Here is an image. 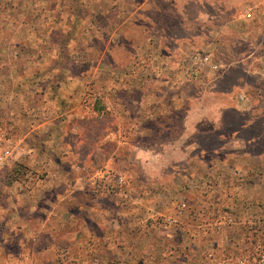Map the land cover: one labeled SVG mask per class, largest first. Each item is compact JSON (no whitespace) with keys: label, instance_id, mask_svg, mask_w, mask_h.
<instances>
[{"label":"crops","instance_id":"obj_1","mask_svg":"<svg viewBox=\"0 0 264 264\" xmlns=\"http://www.w3.org/2000/svg\"><path fill=\"white\" fill-rule=\"evenodd\" d=\"M1 43L0 264H217L264 237V0H10ZM196 49L218 67L192 77Z\"/></svg>","mask_w":264,"mask_h":264},{"label":"built area","instance_id":"obj_2","mask_svg":"<svg viewBox=\"0 0 264 264\" xmlns=\"http://www.w3.org/2000/svg\"><path fill=\"white\" fill-rule=\"evenodd\" d=\"M245 14L249 17L252 16V8L245 11ZM194 62L199 67L211 66L217 68L218 65L213 61L211 54L207 52L194 53L192 56ZM17 143L14 139L9 138L3 133H0V175L1 173L11 167L16 153ZM119 183H122V178L118 177ZM187 209V204L182 203L176 210V216L162 218L164 223L177 224L179 217ZM236 223V218L233 213L229 211L222 212L217 217L216 226L218 228H224L232 226ZM217 264H264V237L259 238L256 242L252 243L251 247L244 249L242 252L226 255L221 259L218 258Z\"/></svg>","mask_w":264,"mask_h":264},{"label":"rangeland","instance_id":"obj_3","mask_svg":"<svg viewBox=\"0 0 264 264\" xmlns=\"http://www.w3.org/2000/svg\"><path fill=\"white\" fill-rule=\"evenodd\" d=\"M0 3H1V6L3 8H7L10 5V0H0ZM12 49H13V46H10V44H8V43H1L0 44V52L2 53L1 55L2 56H6V58H3L2 57L0 59V84L3 83V80H8L10 78V75L12 74V71L10 70V55H9L10 52L12 51ZM4 51H5V54L3 55V52ZM196 52L202 53V49H196V50H194L193 54L196 53ZM190 55L187 57L188 59H189V57L192 56V55L191 56ZM191 62H192L191 67L188 64V68H189V72L188 73L189 74H192V77H194V76H196V71L199 69V66H198V64H196L194 62V60H193L192 57H191ZM1 70L4 71V72L2 73ZM239 70H240V68L238 67V68H235V71H232L230 73V75L228 76L229 77V80H228L229 82L236 78L237 74H239V72H240ZM1 74H3L4 76L7 75L6 79H3L2 76H1ZM196 81H198V79L196 80V78H194V79H192L189 82L195 83ZM199 92L201 93L200 90H199ZM251 93H252V95L257 96L256 98L258 100L259 99L264 100V91L263 90L256 89V90H254ZM1 94H2V92H1ZM246 95L248 96V95H250V93L249 92H246ZM221 97L223 98L224 96H221ZM5 109L7 110V108H1V106H0V112H3V114H5L4 113ZM259 111H261V114L264 115V107H262L261 109H259ZM1 115H2V113H1ZM4 122H6L5 124H7V123L8 124H7V126L5 128L4 127L3 128L1 127L2 129H0V133L5 134L9 138L15 139V137H16L15 135L17 133V131L15 129V126H11L12 123H11V120L9 118H7V121H3V123ZM8 125H10L11 127H9ZM229 126H230V124H229ZM231 127H232V125H231ZM228 129H230V128H228ZM203 141H204V143L208 147H214V146L218 145V141L215 138L204 139ZM11 163H12L11 167L9 166L8 168H6L1 173L0 178H4V179L7 178V180L8 179L10 180L14 176H15V178H17V177H19L21 175V174L16 173L14 171V169H12V167L15 166V163H17L16 155L14 156L13 162H11ZM12 173L14 174L13 176H11ZM19 173H21V172H19ZM22 173H23V171H22Z\"/></svg>","mask_w":264,"mask_h":264},{"label":"trees","instance_id":"obj_4","mask_svg":"<svg viewBox=\"0 0 264 264\" xmlns=\"http://www.w3.org/2000/svg\"><path fill=\"white\" fill-rule=\"evenodd\" d=\"M12 169H14V167H12ZM19 173V172H18Z\"/></svg>","mask_w":264,"mask_h":264}]
</instances>
